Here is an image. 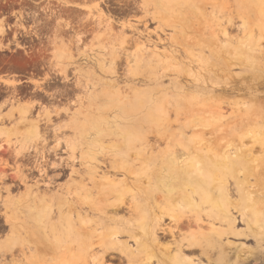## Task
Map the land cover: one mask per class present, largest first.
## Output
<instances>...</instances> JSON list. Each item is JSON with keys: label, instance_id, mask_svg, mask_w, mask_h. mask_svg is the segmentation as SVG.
Instances as JSON below:
<instances>
[{"label": "rangeland", "instance_id": "obj_1", "mask_svg": "<svg viewBox=\"0 0 264 264\" xmlns=\"http://www.w3.org/2000/svg\"><path fill=\"white\" fill-rule=\"evenodd\" d=\"M125 1L0 0V116L12 110L8 101L13 98L21 104L42 100L49 111L56 107L64 115L71 102H76L78 93L69 91L70 95L63 97L57 92L74 89L76 77L82 81L106 83V86L116 84L110 94L127 88L134 99L105 97L102 87L99 89L102 97L96 103L97 107L92 108V111L97 108L99 117L95 116L94 120H98V126L87 140L94 152L101 144L110 148L114 142L110 140L122 142L123 148L127 147L121 151L124 159L118 155L116 163L127 160L125 165L128 166L134 164V157L130 153V159L126 151H132L134 138L131 134L137 129L143 131L150 144H153L154 136L161 139L165 131H181L185 137L179 140L181 148L185 149L192 146L203 131L231 129L237 117V114H231L232 109L241 102L252 104L257 100L258 107L264 112V0H132L135 5L131 0H127L128 4ZM135 6L141 11L137 7L134 9ZM128 16L133 18L128 19ZM79 19L84 24H80ZM74 21L77 23L72 24ZM93 22L98 26L95 27ZM89 24L86 33L83 30ZM80 25H84L83 28ZM67 35H72L70 40L64 38ZM82 36H87L89 44ZM81 39L87 42L81 43ZM127 64L136 75L125 78L113 74L115 69L121 72L120 68L124 69ZM62 75L67 78L66 85ZM12 82L18 83L19 97L11 95ZM36 85L45 87L46 91L49 88V94L56 93L58 101L51 102L49 94L40 91ZM36 109L34 115L41 111L39 107ZM61 119L53 118L52 121L67 122L65 117ZM3 127L8 128L9 124H0V130ZM124 133L128 137L123 136ZM6 139L0 131V144L5 145L6 154L9 152L8 156L0 157V175L6 170L8 175H15L20 163L15 164L10 155L17 151L16 139H9L10 146ZM146 152L138 161L141 164L138 174L137 171L126 175L117 171L113 178H124L125 190L143 191L144 198L160 200L162 207L168 209L170 195L166 191L177 189L179 182L171 178V169L164 166L158 155L147 157ZM97 153L96 156H100V152ZM187 157L189 155H182L179 161ZM19 188L10 196L3 194L6 201L14 199L8 205L11 208L26 205L25 199L19 198V193L23 192L22 187ZM105 188L107 190L103 192L106 193L110 187ZM92 193L94 199L103 197L96 196L95 191ZM153 206L155 204H151ZM5 226L0 216V254L1 244L9 237V229ZM237 228L244 230L238 222ZM256 234L259 242L245 230L240 236L229 237L226 250L231 259L228 264H236V261L239 264H264V227L261 234ZM8 255L4 257L7 262L0 255V264L10 263ZM73 259L74 256L65 251H58L56 256L33 258L29 264H72Z\"/></svg>", "mask_w": 264, "mask_h": 264}, {"label": "bare ground", "instance_id": "obj_2", "mask_svg": "<svg viewBox=\"0 0 264 264\" xmlns=\"http://www.w3.org/2000/svg\"><path fill=\"white\" fill-rule=\"evenodd\" d=\"M130 16L128 19L133 18ZM90 24L83 31L88 33ZM69 37L72 35L64 38ZM81 41L83 43L84 39ZM120 69L122 73L115 69L113 74L125 78L136 75L128 64ZM74 79V89L70 86L71 90L55 91L63 97L69 91L78 93L74 104L70 99L71 105L64 115L56 107L49 111L42 100H27L28 103L21 104L13 98L8 101L12 110L0 116L2 126L9 124L8 128L0 130L7 138L6 144L10 146L9 139H16L17 151L10 156L15 164L20 163L15 175H8L6 169L0 175V216L9 229L8 239L1 244L3 261L9 254V264H29L33 258L56 256L58 251H65L74 256L72 264H228L231 259L226 250L229 237L240 236L245 230L260 241L256 233L261 234L264 227V112L257 100L252 104L241 102L232 109L231 114L237 117L231 129L203 131L189 148H181L179 139L185 137L181 131H165L161 139L154 136L153 144L143 136L142 130L133 131L132 151L126 153L130 159L132 154L134 164L126 166L127 160L122 161L121 151L127 147L123 148L122 142L110 140L114 142L107 147L108 151L101 144L94 152L87 138L98 126V120H94L95 116L99 117L97 108L93 111L92 108L102 97L99 89L102 87L103 95L112 99H129L130 90L122 88L110 94L116 84L106 86V83L82 81L79 77ZM17 85V82L10 85L13 97L18 96ZM37 87L49 94V88L46 91L45 87ZM48 97L51 102L57 100L56 93ZM37 107L41 111L34 115ZM62 117L67 122L52 121L53 118L62 121ZM123 136L128 137L125 133ZM0 145V157L8 156L5 145ZM97 151L100 156H96ZM144 152L147 157L158 155L164 166L171 169V178L179 182L177 189L166 191L170 195L168 209L162 207L160 200L144 198L143 191L125 190L124 178H113L117 171L125 175L130 171L138 174L141 169L138 161ZM164 154L168 157H163ZM118 155L122 159L116 163ZM182 155L189 157L179 161ZM106 186L110 189L105 193ZM19 187L23 189L19 198L25 199L27 206L11 208L8 205L14 199L6 201L3 194L10 196ZM93 191L96 196L103 197L94 199ZM237 222L243 226V231L237 228ZM168 238L171 241H167Z\"/></svg>", "mask_w": 264, "mask_h": 264}, {"label": "flooded vegetation", "instance_id": "obj_3", "mask_svg": "<svg viewBox=\"0 0 264 264\" xmlns=\"http://www.w3.org/2000/svg\"><path fill=\"white\" fill-rule=\"evenodd\" d=\"M4 76H6V75L4 74Z\"/></svg>", "mask_w": 264, "mask_h": 264}]
</instances>
